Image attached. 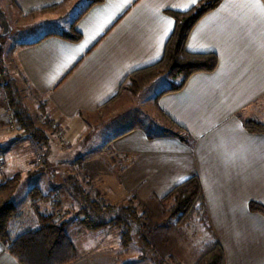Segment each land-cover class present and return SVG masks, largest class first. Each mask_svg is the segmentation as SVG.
Here are the masks:
<instances>
[{
    "label": "crops",
    "instance_id": "1",
    "mask_svg": "<svg viewBox=\"0 0 264 264\" xmlns=\"http://www.w3.org/2000/svg\"><path fill=\"white\" fill-rule=\"evenodd\" d=\"M62 1L8 2L16 31L23 34L12 47V62L46 104L47 115L60 121L62 131L74 133L85 130L76 125L84 114H103L113 102L114 112L129 100L122 88L127 76L165 53L175 26L166 10H187L199 0H103L69 21L61 18L69 15L73 0L56 11L23 14ZM72 24L82 34L78 41L62 35ZM186 48L215 53L216 68L196 72L181 89L158 96L161 89L153 108L185 128L192 141L162 134L160 125L121 130L103 146L108 155L106 161L100 157L98 182L120 197L135 195L152 205L198 175L205 221L224 248L226 264H264V215L250 209L251 201L264 203V132L245 126L248 119L264 122L250 114L264 102V0H222L196 22ZM37 174L53 181L46 171ZM0 264H21L3 242ZM71 264L101 263L87 252ZM127 264L155 263L147 258Z\"/></svg>",
    "mask_w": 264,
    "mask_h": 264
},
{
    "label": "rangeland",
    "instance_id": "2",
    "mask_svg": "<svg viewBox=\"0 0 264 264\" xmlns=\"http://www.w3.org/2000/svg\"><path fill=\"white\" fill-rule=\"evenodd\" d=\"M9 1L12 0H0V9L6 11L8 24L14 28V31L9 30L3 34L0 20V46L5 66L0 71V173L3 178L16 173L21 176L13 198L20 215L11 223L12 232L20 233L34 228L37 212L54 211L56 218L68 220L67 232L80 255L89 252L101 264H127L140 257H153V251L144 246L142 232L136 222H131L133 240L124 250L118 228L106 225L95 230L86 229L79 224L75 212L86 206L88 208L82 199V191L88 192L93 198V189H96L113 208L95 215L94 220L102 223L115 216H123L119 208L127 205L132 195L120 197L114 190L107 187L104 189L98 182L97 174L102 167L100 157L106 161L108 155L103 146H106L112 135L131 127L138 126L150 131L154 125L169 127L162 115L154 110L153 102L155 94L168 87L173 79L160 77L138 95H133L126 86L124 94L129 100H122L114 112L113 102L107 112L102 110L103 114H84V117L77 119L76 125L84 126V131H62L60 121L47 115L46 104L22 80L17 64L12 62V47L16 40L23 39V34L16 31L12 21L15 13ZM73 4L69 15L61 20H73L85 8L87 0H73ZM43 26L38 23L35 27L42 30ZM18 114L25 121L24 126L18 121ZM250 114L253 118L263 119L264 102L252 107ZM50 155L53 158L48 164ZM41 170L48 172L53 181L47 180L44 174H37ZM51 183L56 186L51 188ZM34 186L39 187L43 193L51 194V199L37 200L36 206H33L28 192ZM52 200L60 201L62 205L55 209ZM157 200L152 205L138 198L135 202L138 211L147 214V228L144 229L147 239L160 259L170 256L175 260L169 264H194L196 250L211 236L209 226L205 220L199 219L192 220L187 226L181 225L176 219L168 218L163 203L159 198Z\"/></svg>",
    "mask_w": 264,
    "mask_h": 264
},
{
    "label": "trees",
    "instance_id": "3",
    "mask_svg": "<svg viewBox=\"0 0 264 264\" xmlns=\"http://www.w3.org/2000/svg\"><path fill=\"white\" fill-rule=\"evenodd\" d=\"M72 0H63L60 3L37 11L23 13L25 16L35 13H45L56 11ZM103 0H87L83 9L84 13L89 7L100 3ZM222 0H199L195 5L187 10H166L175 20L174 29L166 44L163 57L154 64L137 69L131 72L125 79L122 88L126 87L133 95H138L146 86L156 79L168 76L171 84L164 88L159 94L181 89L188 78L199 71H212L218 64V56L213 52H190L186 48L188 36L196 22L208 11L215 8ZM62 35L70 40L78 41L82 34L72 24L70 29ZM3 49L0 46V71L5 69L3 61ZM21 75V74H20ZM22 80L28 84V80L21 75ZM11 95V93H10ZM114 99L108 101L111 102ZM157 106V98L155 100ZM159 109V108H158ZM162 117L167 121L169 127L160 126L162 134L177 136L187 143L192 141L190 133L160 110ZM21 125L25 121L21 115L17 116ZM245 126L252 132H264V122L254 119L245 120ZM20 173L11 177H4L0 180V242H3L8 251L21 264H71L79 259L77 248L67 232V219L56 218V213L37 212V224L34 228L14 233L11 223L19 218V212L14 202V194L20 182ZM94 197L88 192L82 191L83 200L88 205L77 210L76 216L80 225L86 229L95 230L102 226H113L121 232V243L126 250L132 242V221L136 222L141 230V237L144 246L153 251V257H149L155 264H169L175 260L172 257L160 259L154 247L147 239L144 229L147 228V214L138 211L136 207L137 197L133 195L129 203L119 211H123V216H115L105 222H96L95 215H101L104 211L113 208L96 189H93ZM30 201L36 206L37 200L51 199V194L34 186L28 192ZM163 203L168 218L176 219L181 225H188L195 219L205 220L206 198L201 179L198 175L190 176L174 186L167 194L159 197ZM53 207L59 208L62 203L52 200ZM37 208V207H36ZM250 209L264 215V203L257 201L250 202ZM211 236L201 247L196 250L194 264H226L225 251L220 241L215 237L212 228L209 226ZM140 259H147L140 257Z\"/></svg>",
    "mask_w": 264,
    "mask_h": 264
},
{
    "label": "water",
    "instance_id": "4",
    "mask_svg": "<svg viewBox=\"0 0 264 264\" xmlns=\"http://www.w3.org/2000/svg\"><path fill=\"white\" fill-rule=\"evenodd\" d=\"M0 20L3 26V34H6V32H8L9 30L11 31L12 28L10 27V25L8 24V20L5 14V11L3 9H0Z\"/></svg>",
    "mask_w": 264,
    "mask_h": 264
},
{
    "label": "snow or ice",
    "instance_id": "5",
    "mask_svg": "<svg viewBox=\"0 0 264 264\" xmlns=\"http://www.w3.org/2000/svg\"><path fill=\"white\" fill-rule=\"evenodd\" d=\"M196 2V0H192V3H195Z\"/></svg>",
    "mask_w": 264,
    "mask_h": 264
}]
</instances>
